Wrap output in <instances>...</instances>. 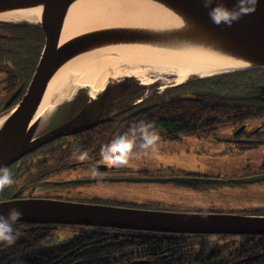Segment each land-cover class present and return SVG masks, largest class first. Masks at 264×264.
I'll list each match as a JSON object with an SVG mask.
<instances>
[{
	"label": "water",
	"instance_id": "obj_1",
	"mask_svg": "<svg viewBox=\"0 0 264 264\" xmlns=\"http://www.w3.org/2000/svg\"><path fill=\"white\" fill-rule=\"evenodd\" d=\"M75 1L0 0V14L25 9L41 10L36 22L23 18L0 19V22L35 24L41 27L45 37L40 59L21 100L7 111L22 93V85L0 109L2 114L7 111L6 114H0V165L10 166L38 146L73 132V122H69L36 138L43 116L49 115L48 112L37 117V111L56 72L81 54L119 46H142L172 53L186 61L231 69L228 71L264 68V0H260L255 12L243 16L231 26L214 24L201 0H148L158 5L148 14L139 13L133 7L126 17L98 21L97 25L60 43L65 17ZM144 1L141 0L140 4L146 6ZM225 2L232 7L235 0ZM105 88L106 85L92 97L93 102L98 101L99 93H104ZM259 90V96L264 99V85ZM203 96L202 93H189L181 97L202 99ZM102 107V100L98 105L94 103L92 114L78 129L85 130L95 124ZM129 180H172L194 184L191 178L186 177ZM13 207L23 213L22 223L112 227L178 234L264 235V216L247 214L185 213L46 197L18 198L17 195L0 201V212L4 214Z\"/></svg>",
	"mask_w": 264,
	"mask_h": 264
},
{
	"label": "flooded vegetation",
	"instance_id": "obj_2",
	"mask_svg": "<svg viewBox=\"0 0 264 264\" xmlns=\"http://www.w3.org/2000/svg\"><path fill=\"white\" fill-rule=\"evenodd\" d=\"M261 72L262 76L255 90L237 88L227 92H217L214 87L205 86V80L192 77L184 84L165 85L159 91V84L161 83L158 81L159 79L155 80V82H159L157 83L158 86L153 83V85L147 86L133 76H123L110 80L106 85L105 92L99 93L98 101L93 102V95L89 94V88H81L75 96L58 103V107H53L49 111V115L44 116L36 138L47 135L69 122H73L74 128L71 130L73 132L38 146L11 164L9 167L15 183L0 189V201L8 200L14 195H17L18 198L46 197L70 201H89V198L83 196L82 191H75L76 194L72 195L73 188L82 185L95 184L101 186V184L110 182H126L132 178L148 180L171 178L172 176L186 177L192 179L194 184L190 185L191 187L199 188L201 185L198 182L206 183L203 181L214 180V178L199 177L194 173L179 175H169L167 173L176 162L183 163L177 161V157H186V154L191 151H193L191 154L194 156V150L202 145L206 146V138L214 140L215 147L224 148L223 152L229 148L234 156L248 157L249 161L244 167L239 168V171L234 168L236 175L232 179L220 181V183L228 182L233 187L232 191L228 190L227 193L235 195V204H237V195L240 192L247 193V195L264 192V189L262 191L258 190L260 189L259 186H264V161H260L261 148L264 147V113L250 115L233 113L227 115V118L231 119L230 124L224 123L222 125L219 122L216 128L212 126V129L198 130L192 133H182L174 130L162 131L161 128L157 127V123H162V120L165 121L167 118L172 119L173 117H168V114L147 113L150 110H158L159 107L155 108L156 106L164 107L165 103L170 105L172 101L179 99L198 100V104L201 106L223 100L224 103H230L229 105L234 111H242L244 106L249 108L253 104H258L260 108H264V99L259 96V86L264 84V68ZM189 93H202L204 96L202 99L181 97ZM19 98L16 104L20 101ZM100 100L103 101V107L97 122L92 124L90 128L79 130L78 127H81L82 123L92 114L94 103L98 105ZM195 117H199L201 120L220 118L219 115L204 114ZM141 120L151 122L159 134V140L154 148L148 150L134 149L132 153H136L134 156L136 157L135 162H128L120 167H115L104 160L102 152L104 142L111 140L118 131L127 130L132 123ZM201 127H203V124ZM187 136H194L199 140L193 142V145L189 146L187 150L178 151L179 155L164 154L167 151L174 152L171 150L172 147L178 145L182 147L186 143L185 137ZM73 146L87 151L89 153L88 159L80 161L73 156ZM182 152L183 154H181ZM249 154H259V160L253 161V158L248 156ZM141 157L144 159L143 162L137 161V159L141 160ZM168 160H174L175 163L171 164ZM96 162H99L101 166L99 173L94 172L92 167ZM153 162L158 163V172H151L141 167V165L152 164ZM242 179H245V181ZM141 182L156 184L173 181L143 180ZM58 185L65 186V188H58L65 189L64 197L54 194L57 189L54 187ZM114 190L117 194H120L118 188ZM122 191L124 196H127L125 189L122 188ZM98 195L99 193L88 191V196ZM257 203L259 206L256 208H243L238 205L235 207L229 205L218 207L210 203H199L198 206L194 204L179 205L180 203L165 200L150 202L113 201V204L117 205L173 212L235 213L264 216V202L257 201ZM37 226L49 228L51 234L48 242H46L47 247H56L59 244V237L53 234V231L60 227L59 225ZM200 237H202L201 240L194 245L192 244L189 248L191 257L185 258L186 264H264V235L214 234L201 235ZM207 238H214L216 241L204 250L201 243ZM169 251L168 249L165 254L166 257L171 255ZM135 261H137V264H149L150 259L137 258Z\"/></svg>",
	"mask_w": 264,
	"mask_h": 264
},
{
	"label": "trees",
	"instance_id": "obj_3",
	"mask_svg": "<svg viewBox=\"0 0 264 264\" xmlns=\"http://www.w3.org/2000/svg\"><path fill=\"white\" fill-rule=\"evenodd\" d=\"M44 44V32L38 25L0 22V70L7 73L4 81L9 94L31 80ZM261 76V69L238 71L206 79L205 86L210 85L217 92L237 88L255 90ZM220 101L201 106L196 100L179 99L170 105L165 103L164 107L156 106L158 110L147 113L168 114L173 118L162 120L157 127L162 131L182 133L216 128L219 122L230 124L227 115L233 113H264V108L258 104L234 111L230 103ZM202 114L219 115L220 118L201 120L195 117ZM19 227L22 234L14 245L0 244V264H133L137 258L150 259L149 264H186L185 258L191 257L189 248L202 238L195 234L81 226L75 237L60 241L56 247H47L49 228L26 223H20ZM168 249L171 255L166 257Z\"/></svg>",
	"mask_w": 264,
	"mask_h": 264
},
{
	"label": "bare ground",
	"instance_id": "obj_4",
	"mask_svg": "<svg viewBox=\"0 0 264 264\" xmlns=\"http://www.w3.org/2000/svg\"><path fill=\"white\" fill-rule=\"evenodd\" d=\"M140 2L141 0H76L65 17L60 43L86 28L97 25L98 21L126 17L130 15L133 7L142 14H148L152 8L158 7L148 0L144 1L146 6ZM40 14L41 10L37 8L25 9L1 13L0 19L23 18L36 22ZM228 70L231 69L215 64L186 61L172 53L142 46H119L81 54L63 65L53 76L47 95L37 111V117L47 114L61 100L72 98L81 88H89V94L94 96L105 87L110 78L117 79L122 75L133 76L143 84H152L148 74L156 72L157 75H176L177 83H182L190 75L206 78L229 73Z\"/></svg>",
	"mask_w": 264,
	"mask_h": 264
},
{
	"label": "rangeland",
	"instance_id": "obj_5",
	"mask_svg": "<svg viewBox=\"0 0 264 264\" xmlns=\"http://www.w3.org/2000/svg\"><path fill=\"white\" fill-rule=\"evenodd\" d=\"M158 73L153 72L149 73L148 77L153 81L154 85L161 82L159 84L160 88L163 89L165 85H170L176 83L178 77L176 75H157ZM195 76L190 75L189 78ZM7 77V73L0 70V105H3V102L7 99L9 94V88H6V82L4 78ZM159 79V82H155V80ZM29 83V82H28ZM26 84V86L28 85ZM150 84V85H153ZM62 100L59 102L61 103ZM57 105H55L56 107ZM58 107V106H57ZM7 111H4L3 114H6ZM1 113V115H3ZM186 143L182 145V147L176 146L172 147V151L164 152V154L172 153V156L179 155L178 151L187 150L189 146L193 145V142L198 141L199 139L194 136L185 137ZM178 142V141H177ZM224 148L215 147L214 140L210 138H206V146L202 145L198 149L194 150V156L191 154L193 151L188 152L186 157H177V161H181L183 163L176 162L173 168L168 171L169 175H179L183 173H194L199 177L208 176L213 177L214 180H205L201 183L199 188L191 187L190 185L183 182H161L156 184L150 182H133V181H122V182H110L99 185H82L79 187L73 188L71 194L75 195V191H82L83 196L89 198V201H79V202H89V203H103V204H113V201H126L130 200L132 202H147V201H173L179 205H196L199 203H210L215 206H241L243 208H256L259 206L257 203L264 202V192L255 193L251 195H247V193L240 192L237 195V204H235V195H230L227 193L228 190L232 191L233 187L227 183H220L222 180L232 179L234 175H236V171L234 168L239 171V168H242L247 164L248 157L246 156H234L231 154L230 149L227 148L226 151ZM136 152V151H134ZM136 153H131L128 162H135ZM183 154V152L181 153ZM250 158H253V161L259 160V154H249ZM143 157L141 160L137 159V161L143 162ZM260 161H264V147L261 148L260 153ZM168 162L175 163L174 160H168ZM142 168H146L151 172H158V163L153 162L147 163L146 165H141ZM175 177V176H172ZM177 177V176H176ZM221 179V180H219ZM203 180V179H201ZM215 182V183H211ZM92 186V187H90ZM166 186V187H164ZM115 188L119 189L120 194H117L114 190ZM122 188L125 189L127 196H124ZM259 191L264 189V186H259ZM166 189V191H165ZM88 191L93 193H99L98 196H88ZM65 189H56L55 195L64 197ZM88 200V199H86ZM94 201V202H91ZM209 206V205H206ZM80 229L72 227V226H60L53 231L54 236H58L60 241L68 240L75 237L79 233ZM214 238H207L205 241H202L201 246L203 249L209 248L212 242H215Z\"/></svg>",
	"mask_w": 264,
	"mask_h": 264
},
{
	"label": "clouds",
	"instance_id": "obj_6",
	"mask_svg": "<svg viewBox=\"0 0 264 264\" xmlns=\"http://www.w3.org/2000/svg\"><path fill=\"white\" fill-rule=\"evenodd\" d=\"M201 3L208 10V15L214 24L231 26L243 16L255 12L260 0H235L232 7H229L225 0H201ZM158 140L159 134L151 122L143 120L134 122L127 130L118 131L111 140L104 142L102 146L103 158L113 166L120 167L128 163L134 149L154 148ZM72 154L80 161H86L89 157L87 151H83L77 146H73ZM92 167L94 172L101 171L99 162H96ZM14 183L10 167L0 165V189ZM22 216L23 213L15 207L9 209L7 214L0 212V244L12 246L16 243L22 234L19 227Z\"/></svg>",
	"mask_w": 264,
	"mask_h": 264
}]
</instances>
